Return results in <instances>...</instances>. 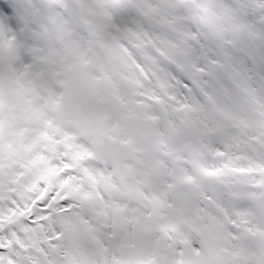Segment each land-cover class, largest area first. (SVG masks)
I'll return each instance as SVG.
<instances>
[{
    "label": "snow or ice",
    "instance_id": "6c2138e0",
    "mask_svg": "<svg viewBox=\"0 0 264 264\" xmlns=\"http://www.w3.org/2000/svg\"><path fill=\"white\" fill-rule=\"evenodd\" d=\"M0 264H264V0H0Z\"/></svg>",
    "mask_w": 264,
    "mask_h": 264
}]
</instances>
